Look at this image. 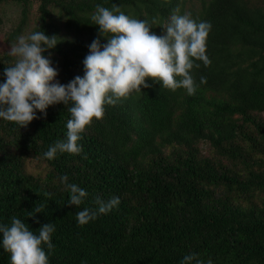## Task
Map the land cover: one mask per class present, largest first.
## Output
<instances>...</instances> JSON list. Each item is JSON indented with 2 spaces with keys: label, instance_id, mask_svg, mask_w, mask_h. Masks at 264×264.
<instances>
[{
  "label": "trees",
  "instance_id": "1",
  "mask_svg": "<svg viewBox=\"0 0 264 264\" xmlns=\"http://www.w3.org/2000/svg\"><path fill=\"white\" fill-rule=\"evenodd\" d=\"M20 7L11 38L22 34L36 3L34 30L61 38L45 52L67 84L84 75L89 45L100 36L91 16L97 4L162 26L184 0H0ZM181 7V8H180ZM212 29L206 54L211 63L192 70L197 89L149 87L105 105L101 119L81 134L83 151L44 153L67 138L71 113L63 103L27 127L0 119V223L16 216L37 231L53 223L50 264H180L186 254L212 264H264V0H208L191 14ZM2 18L0 16V25ZM71 35V36H68ZM15 59L0 57V79ZM205 77V80H201ZM208 143L239 172L199 157ZM241 143V144H240ZM173 148L165 154V149ZM29 158L49 171L26 173ZM87 190L81 205H69L60 177ZM119 196L118 206L85 225L76 212L97 208V197ZM39 210V211H37ZM0 264H11L0 247Z\"/></svg>",
  "mask_w": 264,
  "mask_h": 264
},
{
  "label": "clouds",
  "instance_id": "2",
  "mask_svg": "<svg viewBox=\"0 0 264 264\" xmlns=\"http://www.w3.org/2000/svg\"><path fill=\"white\" fill-rule=\"evenodd\" d=\"M99 28L97 37L89 45L85 57L84 75H77L67 84L57 77L59 70L50 56L44 55L61 42L44 30L21 34L11 44L9 54L15 62L5 67L0 79V119L27 127L40 116H47L49 106L63 103L71 113L67 121V138L49 146L44 156L53 159L58 153L78 154L83 151L82 133L93 122L101 119L105 105H115L133 91L149 87L148 78L172 90L184 88L194 94L197 85L192 70L200 67L196 61L209 65L206 54L207 39L212 24L197 21L190 14L173 15L164 28V34L153 32L145 19L134 18L119 10L96 5L91 16ZM205 80V77H201ZM69 190V205L79 206L88 196L85 188L69 183L67 174L60 177ZM97 208L84 207L76 212L77 221L85 225L118 206L119 196L108 200L97 197ZM39 211V210H37ZM53 223L31 230L22 219L13 216L10 224L0 223V247L10 254L11 264H50L47 249L55 245ZM180 264H205L196 254H186ZM207 264H212L211 259Z\"/></svg>",
  "mask_w": 264,
  "mask_h": 264
},
{
  "label": "rangeland",
  "instance_id": "3",
  "mask_svg": "<svg viewBox=\"0 0 264 264\" xmlns=\"http://www.w3.org/2000/svg\"><path fill=\"white\" fill-rule=\"evenodd\" d=\"M184 1L185 3L182 7L183 10L177 15H181V14L191 15L193 12L197 13L201 9L202 3L204 1L207 2L208 0H184ZM36 7H37L36 3L33 2L32 7L30 9V15H29V20L27 22V26L24 28L22 34L30 33L32 29L35 27ZM0 16L2 18V24L0 25V57H4V55H10L9 51L11 48V44L15 42L11 38V35L19 23L20 7L15 3L7 2L2 5L0 9ZM171 18L172 17L169 18L168 22H170ZM168 22H166L163 26H166ZM164 31H165L164 28H162L160 32L161 35L164 34ZM10 56L16 59L14 56L12 55ZM50 59L52 60L53 66L59 68L58 63L53 58V56H50ZM257 117L264 121V113L258 114ZM172 149L173 148L165 149V154L170 153ZM198 150H199V157L202 159H207L214 163L224 165L226 167H229L231 170L235 172H239L243 168L240 164L233 165L232 162L227 157H223L206 142L199 143ZM25 170L26 173L31 174L34 177H38V178L40 177L42 179L46 176V174L49 171L46 164H44L41 160L36 158H29L26 161Z\"/></svg>",
  "mask_w": 264,
  "mask_h": 264
}]
</instances>
